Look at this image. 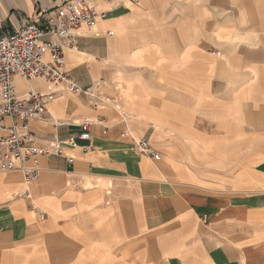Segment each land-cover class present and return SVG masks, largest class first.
<instances>
[{"label": "crops", "instance_id": "obj_1", "mask_svg": "<svg viewBox=\"0 0 264 264\" xmlns=\"http://www.w3.org/2000/svg\"><path fill=\"white\" fill-rule=\"evenodd\" d=\"M64 1L0 0V34L43 25L42 9ZM86 1L105 16L64 48L81 90L13 82L21 98L54 93L31 121L38 147L85 120L91 137L27 159L30 183L0 169V264H264V62H249L240 81L223 23L203 28L223 1ZM10 123L0 117V135Z\"/></svg>", "mask_w": 264, "mask_h": 264}, {"label": "built area", "instance_id": "obj_2", "mask_svg": "<svg viewBox=\"0 0 264 264\" xmlns=\"http://www.w3.org/2000/svg\"><path fill=\"white\" fill-rule=\"evenodd\" d=\"M42 15L43 25L29 19L14 25L8 33L0 34V117L11 118L5 133L0 135V169L20 170L27 183L37 174V167L27 165V159L34 158L39 152L61 153V144L76 145V139L89 140L91 122L79 123L77 134L61 141L54 140L47 147H38L31 121L48 113L47 101L54 93L30 89L21 98L15 92L13 79L16 75L42 77L51 84L66 82L73 92L80 91L63 69L64 48L73 45V31L82 24L91 29L98 18L105 16V12L97 11L86 0H66L51 9H42ZM45 35L50 38L41 39ZM45 52L49 54L48 60L44 58ZM136 145L141 152L158 157L146 139H138ZM82 148L86 149L87 145ZM67 160L72 162L73 158Z\"/></svg>", "mask_w": 264, "mask_h": 264}, {"label": "rangeland", "instance_id": "obj_3", "mask_svg": "<svg viewBox=\"0 0 264 264\" xmlns=\"http://www.w3.org/2000/svg\"><path fill=\"white\" fill-rule=\"evenodd\" d=\"M219 1V0H218ZM223 10L208 11V32H213L216 27L222 26L223 48L222 52L229 57H236L240 64V81H245L247 75L242 72L249 62H264V0H222ZM217 12V15H216ZM43 36L41 39L45 40ZM214 44L208 50L215 51ZM219 51L221 49H218ZM231 71H224V81L232 80ZM245 77V78H244Z\"/></svg>", "mask_w": 264, "mask_h": 264}]
</instances>
